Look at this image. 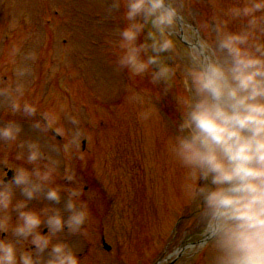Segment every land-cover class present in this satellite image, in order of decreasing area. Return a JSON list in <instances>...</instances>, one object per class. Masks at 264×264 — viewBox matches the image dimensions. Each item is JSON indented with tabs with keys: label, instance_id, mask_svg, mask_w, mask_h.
I'll list each match as a JSON object with an SVG mask.
<instances>
[{
	"label": "clouds",
	"instance_id": "1",
	"mask_svg": "<svg viewBox=\"0 0 264 264\" xmlns=\"http://www.w3.org/2000/svg\"><path fill=\"white\" fill-rule=\"evenodd\" d=\"M121 8L126 24L116 32L122 50L118 67L133 76L150 75L153 85L163 81L164 94L176 82L182 84L177 97L180 122L168 149L184 170L181 191L195 206L197 227L211 242L208 264H264V0L227 7L202 25L204 37L188 21L192 14H185L184 0H112L109 12ZM233 22H239L235 30L229 27ZM145 29L144 42L138 44ZM177 36L187 48L178 46ZM163 53L170 54L173 66ZM24 59L34 61L36 55L28 53ZM30 71L22 63L14 68L12 81L0 83V106L12 114L39 115L32 126L46 134L54 129L58 115L39 113L33 103L23 100ZM129 100L143 103L138 94ZM150 115L145 111L139 118ZM68 119L72 129L62 146L65 153L84 135L79 120ZM56 131L63 134L62 129ZM21 133L22 126L14 120L0 124V147H11ZM18 147L15 159L33 168L10 164L7 158L0 161L15 171L11 180L0 179V233L15 237L0 239V264H81L76 245L53 240L65 230L83 234L91 216L87 200L81 199L83 187L75 186L80 182L69 170L63 178L71 186L56 183L61 165L53 155L59 150L56 145H50L47 154L38 142ZM17 189L25 199L16 200ZM61 192L67 193V218L53 207L25 210L32 199L59 203ZM12 211L18 214L15 222ZM42 225L47 234H42ZM29 244L34 251L26 250ZM46 250L50 251L45 256Z\"/></svg>",
	"mask_w": 264,
	"mask_h": 264
},
{
	"label": "rangeland",
	"instance_id": "2",
	"mask_svg": "<svg viewBox=\"0 0 264 264\" xmlns=\"http://www.w3.org/2000/svg\"><path fill=\"white\" fill-rule=\"evenodd\" d=\"M184 2L185 14H192L187 16L188 21L204 37L205 22L243 0ZM111 7L112 0H0V83L12 81L14 68L27 63L31 71L23 100L33 103L39 113L58 115L54 129L45 134L32 126L41 119L39 115L12 114L0 106V124L14 120L22 126L20 137L11 147H0V161L7 158L10 164L32 170L33 165L15 159L21 151L20 143L38 142L46 154L50 145L57 146L59 150L53 155L61 165L55 174L56 183L70 187L71 182L63 175L66 170L73 172L80 182L75 186L83 187L85 195L81 199L87 200L91 216L83 234L65 230L53 242L76 245L81 264H168V255L185 238H198L202 233L197 227L195 206L185 200L181 191L184 170L168 149L175 124L180 122L177 97L183 87L176 82L164 94L163 81L153 85L150 75L133 76L126 68L118 67L122 50L117 47L116 32L126 21L122 8L109 12ZM238 24L233 22L229 27L235 30ZM146 35L147 29L137 43H143ZM175 39L181 49L188 47L178 36ZM28 53H35L36 59L25 61ZM163 55L168 57L166 63L173 66L170 54ZM177 79H181L179 73ZM133 94L141 96L143 103L130 102ZM145 111L151 112L149 118H139ZM70 116L79 120L84 135L77 147L65 153L62 146L72 129ZM56 129H62L63 134ZM56 132L60 137L54 135ZM6 169L12 168L0 163V179L5 177ZM89 171L93 179L88 178ZM61 196L59 203L32 199L25 210L53 207L67 218V193L61 192ZM15 198L25 199L19 189ZM184 206L190 210L180 220ZM10 215L13 222L18 219L16 211ZM101 218L104 233L99 231ZM44 228L47 227L42 225V234H47ZM101 235L111 247L109 251L102 248ZM6 238L15 239L10 233ZM28 246L26 250L31 251ZM189 253L190 249L173 264H191ZM202 255L194 258L208 264L209 257L205 262Z\"/></svg>",
	"mask_w": 264,
	"mask_h": 264
}]
</instances>
